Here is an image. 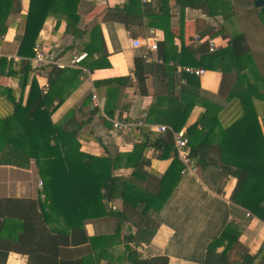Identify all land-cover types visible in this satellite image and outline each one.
<instances>
[{
    "label": "crops",
    "instance_id": "0c3cea01",
    "mask_svg": "<svg viewBox=\"0 0 264 264\" xmlns=\"http://www.w3.org/2000/svg\"><path fill=\"white\" fill-rule=\"evenodd\" d=\"M28 1L19 0V11L12 10L6 29L0 36V58L5 60L3 69L13 72L11 76L0 78V120L11 118L14 105L24 107L32 80L45 94L53 69H61L55 81L61 103L47 110L50 111L51 124L59 127L61 135L66 134L65 139L62 138L68 140L66 157L78 159L84 155L92 159H116L117 166L113 168L112 175L134 187V190H129L131 193H126L127 202L132 206L117 197L103 200L104 214L99 210L100 205L95 203L96 209L92 213L89 211L90 216L82 221L73 202L60 199L68 205L62 207L63 210L45 208L46 215L41 213L47 232L70 238L74 236V230L81 228L85 237L93 239V251L90 241L77 247L69 246L68 255L79 258L83 252L84 257L92 259V264H127V250L120 237L134 235L137 227L144 226L150 234L149 241L134 245V250L144 260L165 258L166 264H237L243 252L254 256L264 244V224L233 200L237 178L230 173L233 167L221 164L220 158L223 157L227 163L234 162L241 155L252 158L255 142L258 146L255 139L257 130L264 140V99L257 97L264 95V15L259 14L264 10L253 4L254 11L250 6L251 0H233L227 15L216 17L210 16L206 9L185 8L179 12L169 0L170 29L179 32L181 41L179 37H173L166 47L160 30L144 26L126 30L105 10L92 19V6L112 9L127 0H80L76 11L79 18L76 32L84 30V33L76 39L73 34L65 32L66 25L60 14L48 15L35 39V42L41 39L44 52V62L38 64L31 60L32 57L16 56ZM140 1L149 5L145 7L146 11L156 9L154 2ZM228 16H232L231 24L225 22ZM91 29L94 31L90 36ZM228 31L242 34L248 70L237 75L200 69L203 74L196 78L198 96L202 100L195 101L178 131L188 141L186 130L194 128L192 143L207 142L201 153L191 158L194 173L182 172L183 165L178 161L182 166L179 173L175 169L163 184L159 183L172 156L160 158L151 147H146L140 154V159L146 160L147 165L134 171L126 156L132 153L134 145L160 136L153 130L157 126H166L162 122V114L172 105L167 96L165 70L171 61L167 65L161 62L164 53L168 55L174 51V55L178 54L182 43L197 61L208 54V40L215 44L214 51L224 48ZM194 37H198L199 41L194 42ZM138 39L154 43L155 51L147 52L144 47L133 48L132 41ZM88 43L90 55L86 57V62L93 68L90 71L79 63L70 64L73 58L85 55L84 48ZM143 53L150 58V62H144L148 78L146 96L138 93L132 76L133 61ZM25 65L28 72L23 77ZM180 71L183 68L177 67L171 74L169 87L176 100L180 87L186 85ZM248 103L253 109L256 126L249 122L237 128L229 139L234 148L227 152L225 149L221 154L217 145L221 138L219 132L238 122L244 116V104ZM52 104L55 106L56 100ZM105 104L114 109L111 117L104 114ZM146 118L149 122H145ZM114 119L143 121V125L134 133H117L111 129ZM52 138L49 139L50 146H54ZM58 147H61L60 144ZM23 155L36 159L29 160L24 169L0 165V200L6 198L48 205L56 194L46 190L48 186L41 175L46 170V160L58 155L50 152H38L33 156L30 152H23ZM198 159L207 165H199ZM109 214H120L117 218H125L119 234L114 229L116 217ZM223 234L225 238L221 240ZM75 236L81 238V234L75 233ZM232 236H237V243L243 250L236 245L225 249L227 239L231 240ZM214 241L218 244L212 248ZM128 248L132 250L133 245ZM220 254L225 256L220 262H214L213 256ZM5 264H27V257L10 252ZM254 264L264 262L256 261Z\"/></svg>",
    "mask_w": 264,
    "mask_h": 264
},
{
    "label": "trees",
    "instance_id": "16d2710c",
    "mask_svg": "<svg viewBox=\"0 0 264 264\" xmlns=\"http://www.w3.org/2000/svg\"><path fill=\"white\" fill-rule=\"evenodd\" d=\"M169 0H150L154 2L155 10L146 11L145 7L149 6L142 3L140 0H127L120 7L112 9H101L92 6V19L97 15H102L103 10L110 13L115 21L122 24L126 30L131 27H141L157 29L163 33V45L171 44L173 37H179V32H173L170 29V15L168 13ZM251 0L250 6L256 11ZM80 0H29L27 13L25 15L22 29L19 31V43L17 46L16 56L19 58H30L33 56L32 47L36 36L48 15H61L66 28L65 32L73 34V37L78 39L84 30L76 32L77 22L79 18L76 14L77 5ZM233 0H170L174 7H178L179 12L185 8L207 10L210 16L224 17L230 11ZM15 8L19 11V0H0V36L3 35L6 29V21L12 15V10ZM264 15V11L259 12ZM264 22V20L262 19ZM226 23L232 22V16L225 19ZM94 29V28H93ZM90 31V36L91 32ZM221 32L224 29H220ZM94 31V30H93ZM93 33V32H92ZM227 44L222 49H217L212 53H208L207 46L205 56L200 57L197 61L189 54V50L181 43L180 52L174 55V51L167 55L164 53L162 63L167 65L171 61L170 66H166V86L168 88L167 96L171 100V106L162 114V122L169 128L162 136H157L153 140H144L138 145H134L132 153L127 155L128 164L133 170H137L142 165H147V161L140 159V154L146 147H151L155 152H158V157L166 158L172 156L171 163L167 168L164 176L159 180V183L165 182L172 172L176 169L177 174L182 166L175 157L173 148V133H177L184 125L186 118L194 106L196 100L201 99L198 96L197 78L192 74L180 71V77L184 79L186 85L181 86L177 100L173 98V92L169 90L172 83V73L177 67H194L208 71L231 72L240 74L248 70L245 64L246 55L242 46L243 36L241 33L226 32ZM180 41L181 38L179 37ZM89 43L85 45L84 59L79 63V66L86 70H91V65L86 62V57L89 53ZM2 65V66H1ZM5 60L0 58V78L8 77L13 74L11 71H5L3 66ZM95 68V66H94ZM93 69V68H92ZM52 75L48 80V89L45 94H42L34 80L31 81L29 91L24 107L14 105V112L11 118L0 120V165L25 168L29 160H35L36 157L24 156L23 152H30L32 156L35 153L57 154V157L48 159L45 162V168L41 177L44 178V183L48 186L46 190L55 191L56 197L51 199L48 205L35 202H27L20 200L2 199L0 200V264H5L8 253L25 255L27 264H92V259L84 257L81 252L79 258H72L67 248L69 246H80L91 241L93 251V239H88L84 236L82 229L74 230V236L68 238L62 234H51L45 229V223L41 217V213L45 216V208H54L63 210L66 207L65 203L60 200L73 202L75 210L79 212L81 221L89 217V211L94 210L95 203L99 204V210L103 212L102 201H109L113 198L122 199L127 202L126 193H131L129 190H134V187L125 182L120 177L112 175V170L117 166L115 161L105 158L92 159V157L81 155L76 158L66 157L69 149L65 146L68 140H64L66 134H60L59 127L52 125L49 117V109H54L61 103V95L55 89L58 72L61 69H53ZM28 72V66L23 69V77ZM132 76L135 79L136 87L140 95H147V73L145 72L144 60L138 56L133 61ZM55 83V84H54ZM107 82H104V84ZM54 84V85H53ZM259 99H264V95H257ZM179 99V101H178ZM242 99V98H241ZM56 100L57 104L52 106V101ZM243 102V99H242ZM244 116L226 131H220V141L217 145L220 148L221 154L229 149L234 148V144L230 143L229 139L235 133L237 128L244 124L251 123L256 126L255 115L251 105L243 106ZM122 109V108H121ZM104 114L111 117L114 109L104 106ZM216 113V110L214 114ZM127 120V119H125ZM147 118L145 122H147ZM149 122V121H148ZM188 138V148L191 158L197 157L201 153V148L207 145L206 141H200L199 144L192 143V137L195 133L194 128L186 130ZM258 146L255 142V155L249 158L239 156L234 162H226L223 157L220 158L221 164L233 167L230 172L232 176L237 178V188L235 191L234 201L242 205L256 219L264 224V169L262 168L264 154V140L261 138L259 131H256ZM53 136V145L50 146V137ZM64 139L62 140V138ZM60 144V148L58 147ZM59 153V154H58ZM113 161V162H112ZM199 165H207L202 159H198ZM138 167V168H137ZM241 174V175H240ZM135 176V174H132ZM252 187L251 190H248ZM143 202L142 200H140ZM69 207L73 208L71 205ZM96 209V208H95ZM102 214V215H103ZM115 223L114 229L119 234L124 227L125 218H117L120 214H112ZM137 227L134 235H122L120 242L127 250V264H166L165 258L156 260H144L134 250L135 246L140 243H147L150 234H147L145 226ZM75 233L81 234V238H77ZM147 235V236H144ZM233 237V236H232ZM237 236L231 240L227 239V247L236 245L237 248H244L237 243ZM225 238L224 234L221 240ZM133 245V249L129 250V245ZM217 241H214L212 248L216 247ZM135 245V246H134ZM210 248V247H209ZM72 253V251H71ZM74 254V253H72ZM78 254V253H77ZM224 254L213 256L214 262L221 261ZM211 256L206 259L209 261ZM241 261L237 264H254L256 261L264 262V244L254 256H249L246 252L241 253ZM218 259V260H217Z\"/></svg>",
    "mask_w": 264,
    "mask_h": 264
},
{
    "label": "built area",
    "instance_id": "2783aa9c",
    "mask_svg": "<svg viewBox=\"0 0 264 264\" xmlns=\"http://www.w3.org/2000/svg\"><path fill=\"white\" fill-rule=\"evenodd\" d=\"M194 42H198V37L193 38ZM41 39L37 40L35 44L32 47V53L33 56L31 58L32 61L40 64L44 62V52L42 50V47L40 45ZM132 47L133 48H139L144 47L147 52H153L156 49V46L154 43H149L147 39H138L132 41ZM215 49V44L213 41L208 40L207 42V50L208 53H212ZM85 55L80 54L79 56L73 58L71 60L72 64L80 63L84 59ZM140 57L144 60V62H150L149 55L146 53H143L140 55ZM183 71L192 74L193 76L197 77L203 74V71L200 69H192V68H183ZM92 100L95 102L94 97H92ZM95 104V103H94ZM97 104H95L96 106ZM143 125V121H128L125 119H114L111 121V129L114 132L117 133H134L139 127ZM158 135H163L166 131H169V128L167 126H157L153 130ZM173 148L175 151V157L176 159L183 165L182 172H189L194 173L195 167L193 165V162L191 160L189 149H188V141L184 134L177 132L173 133Z\"/></svg>",
    "mask_w": 264,
    "mask_h": 264
},
{
    "label": "water",
    "instance_id": "95a60500",
    "mask_svg": "<svg viewBox=\"0 0 264 264\" xmlns=\"http://www.w3.org/2000/svg\"><path fill=\"white\" fill-rule=\"evenodd\" d=\"M253 4L255 7L264 10V0H255Z\"/></svg>",
    "mask_w": 264,
    "mask_h": 264
}]
</instances>
